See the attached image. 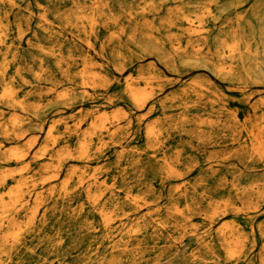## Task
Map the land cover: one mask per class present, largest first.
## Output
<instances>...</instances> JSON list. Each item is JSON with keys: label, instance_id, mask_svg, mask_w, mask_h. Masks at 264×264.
<instances>
[{"label": "rangeland", "instance_id": "1", "mask_svg": "<svg viewBox=\"0 0 264 264\" xmlns=\"http://www.w3.org/2000/svg\"><path fill=\"white\" fill-rule=\"evenodd\" d=\"M96 1L0 0L2 32L5 33V41L0 45V63L5 64L6 69L0 78V94L6 84H11L17 88L19 99L38 105L34 110H22L15 108L11 99L0 100V144L4 150L19 147L28 152L23 165L31 166L24 176L29 180L44 164L53 161L56 165L46 175L60 171V176L54 178L50 185L32 186L36 183L31 181V186L25 187L28 205L36 213L34 222L21 231L13 248L7 246L4 252H0L1 264H19L21 260L24 264H260L256 256L264 243L258 228L264 222V193L260 198V212L248 209L238 201L241 210L235 220L243 233L242 254L239 257H230L221 250L219 241L213 251L201 250L198 239L216 233L217 228L232 216L222 219V210L213 218L193 215L192 221L187 224L189 226H185L186 221L182 218L167 219L154 214L158 208L169 206L168 196L173 187H184V184L194 182L201 171L196 169L182 177L165 176L162 186V178L150 169L156 160L151 158L152 150L148 149L146 129L166 112L182 118H191L200 113L205 118L214 116L224 121L237 119L242 126L253 114L256 105L258 115L264 117V83L246 80L245 77L233 80L220 77L205 67L200 58L182 57L180 51L174 49L168 52L160 50L162 56H167L168 64L155 55H147L136 64L134 70H130V61L143 53L140 38L134 32L135 23L152 17L149 14L134 15L132 11L138 10L146 0H102L99 11L103 13V18L111 17L117 24L112 32L103 25L97 26L94 31L98 36L96 39L87 21L82 26V29H86L82 34L87 36V40H83L74 25L79 15L77 13L89 16L95 10ZM220 1L221 4L225 3V0ZM184 5L194 6L189 0H185ZM210 6L213 13L205 14L202 20L195 18V28L204 31L205 27L220 25L225 18L224 11L217 9L215 2ZM40 19L50 32L41 30L38 26ZM119 31H122L121 39L107 46V39ZM194 44L198 45L197 42ZM13 46L21 48L24 53L17 64L11 62L13 56L8 53ZM56 47H61L63 57L72 63L73 74L80 73L86 66L85 61L90 60V68L101 75L102 83L109 88L95 91L66 80L62 64L59 63L63 57L58 56ZM103 48L106 50L103 51ZM212 50L215 48L212 47ZM32 52L37 55L32 57ZM209 52L207 47L202 50L203 55ZM18 66L21 69L17 73ZM234 68L241 71V63ZM151 69L156 72V77L148 85L141 81V85L154 94V99L144 108H139L136 102L126 98L128 96L117 88L115 82L118 79L126 81L131 71L137 77L139 70L147 75ZM223 73L228 75L230 69H224ZM50 75L53 79H49ZM64 92H68L70 101L75 103L74 108L68 105L70 101L59 97ZM118 111V117L107 123L105 121L99 134L89 138L85 149L80 151L79 135L89 129L96 116L94 113L105 112L113 116ZM54 123L56 126L51 131V124ZM3 124L10 125L11 133L15 131L21 140L11 141L10 133L5 132ZM118 129H125L124 133L132 138L128 148L142 151V163L147 168L145 174L140 168H129L126 160L115 165L120 161L121 150L118 144L120 138L115 134ZM247 132L248 128L242 129L243 135H247ZM208 133L212 141L218 140L217 135L210 133L206 127L201 132H193L190 124H167L158 141L164 142L166 149L177 148L181 151V161L177 163L179 172L198 163L202 164L205 172H211L213 179L226 178L231 181L237 176L241 190L248 188L252 193L261 191L264 181L253 183L251 172L243 162L227 160L222 168L212 158L227 147L211 144L212 141L204 142ZM49 137L55 154L59 155L67 146L69 152L59 156V159H53L48 153L34 163L31 161L33 155L39 152ZM234 148V145L229 147ZM80 153L89 158H79ZM96 156L102 157L96 160ZM21 167L14 161L0 163L3 170L16 171ZM225 167L236 168L231 171ZM70 171V182L63 192L61 188ZM257 174H264V169ZM143 180L151 182L157 194L148 191L141 184ZM9 183L14 184L11 178ZM52 187H55L56 196L48 193ZM41 193L43 195L38 199ZM227 194V191L222 193ZM141 197L143 201L139 200ZM189 202L179 199L182 208ZM201 205L206 207L207 201H202ZM102 211L107 218L106 225ZM23 214L25 211L20 210L16 216L22 218ZM250 221L254 223L253 231ZM3 222L7 225V219H3ZM150 224L162 226L163 231L152 233L149 228V232L136 238L135 229ZM6 225L0 226V240L7 231ZM190 225L197 227L195 231ZM144 237L143 246L138 247L137 242ZM123 238H126L124 243H128V248L115 252L114 246L123 244ZM113 256L117 261H112Z\"/></svg>", "mask_w": 264, "mask_h": 264}, {"label": "bare ground", "instance_id": "2", "mask_svg": "<svg viewBox=\"0 0 264 264\" xmlns=\"http://www.w3.org/2000/svg\"><path fill=\"white\" fill-rule=\"evenodd\" d=\"M189 1L194 6L186 7L184 5L185 0H146L145 3L140 5L138 10L132 11L134 15L139 14L144 16L149 14L152 17L145 18L143 20L141 19L135 23L134 32L140 38V50L143 53L139 54L135 59L130 61V70H132L138 62H142L144 60V56L147 55H155L168 64L167 56H162L160 50L168 52L171 51V49H174L176 51H180V56L182 57L200 58V62L205 67L210 68L220 77L228 78L230 80L245 77L246 80L264 83V2L259 3L258 0H225V3L221 4L220 0ZM96 2L95 10L89 16H85L81 12L77 13L79 15H77V22H75L74 25L77 28L78 36L83 40H87V36L82 34L83 31H86V29H82L84 28L82 26L85 25L87 21H89L91 25L90 32L92 33H94L96 27L99 25H103L110 30V32H112L114 26L117 24V22L111 17L108 19L103 18V13L99 11L103 1L97 0ZM212 2L217 4V9L224 11L225 18L221 20L220 25L217 26L216 24L213 28L205 27L204 31L195 28V18L202 20L205 14L213 13L210 6ZM38 26L41 30L50 32L45 26L43 19L39 20ZM2 27L3 22L0 18V45L5 41V33L2 32ZM121 33L122 31H119V33H113V35L107 39V46H111L113 43L118 42L121 39ZM94 35L96 34L94 33ZM194 35H196L195 39ZM133 37L134 39L137 38L135 36ZM97 38L98 36L96 35V39ZM194 42H197L198 45L195 46ZM102 43H104V41ZM205 47H207L210 52L203 55L202 50ZM212 47H214L215 50H212ZM56 49L59 52L58 56L63 57V49L61 47H56ZM104 50H106V48H103V51ZM8 53L13 56L11 62L14 64H17L19 62V58L24 55L21 48L16 46H13ZM32 53V57L37 55L36 52ZM52 54H54V52H52ZM71 54L72 51H70V55ZM59 61V63L62 64V71L66 80L82 85L84 88L91 87L95 91H101L102 88L107 90L109 88V86L102 83L103 78L101 75L97 71L90 68V60H86L85 68L80 73L76 74L72 73V63L69 60L63 57ZM238 63H241V71L234 68ZM226 68L230 69V73L228 75L223 73V70ZM20 69L21 66H18L17 73ZM5 71V64L0 63V78H2L5 74ZM134 76L135 75L131 71L128 77H126V81L118 79L115 84L118 85L117 88H119L121 92L128 96L126 98L136 102L139 108H144L154 99V94L142 87L141 81H145L146 85H148V83L156 77V72L151 69L146 75L145 72L139 70L137 77ZM48 77H50L49 79H53L51 75ZM125 83L128 85H125ZM17 96V88L11 84H6L3 93L0 94V100L11 99L12 105L15 108H20L22 110H27L29 108L34 110L37 108V104H29L26 99H19ZM59 97L70 101L68 92L61 93ZM68 105L71 108L75 107V103L71 101ZM97 113L98 112L94 113L96 116H94L89 129L79 135L78 147L80 151L85 149L87 143L89 142V138L99 134L105 121L106 123L107 121H113L118 117V114H120L119 111L113 116L105 112ZM15 121L16 119H14V127L16 126ZM177 123H180L181 125L190 124L193 132H201V129L206 127V129H209L210 133L216 134L218 140L212 141V137L208 133V136L203 139V141H212L210 142L211 144L227 148L212 156V158H214V160H216L222 168L226 165L225 162L227 160H237L243 162L245 167L251 172L253 183L260 184L264 181V174H257V172L264 169V117L258 115L257 105L253 107V114L242 126L239 125V121H237V119H227L224 121L214 116L205 118L200 113H197L191 118H182L181 116L172 115L166 112L161 119L150 123L146 129L148 149L152 150L151 158L156 160V163H154V166L150 169L162 178V186L164 185L166 179L165 176L167 178L169 176L182 177L188 175L196 169L201 171V175L194 182H188L184 184V187H178V185L173 187L168 196L169 206L165 209L158 208L154 214L160 216V218H182L186 221L184 225L189 226L187 224L192 221L193 215L213 218L215 215L219 214L220 210H222L223 213L220 214L222 219L229 215L232 216V219L226 220L225 223H222L217 228L216 233H210L209 236L207 235L204 238L198 239L200 242V249L203 251H213L219 241V247L221 250L226 251L230 257L237 258L242 254L241 239L243 234L235 220L241 210L239 208L238 201L244 204L248 209L260 212V198L264 193V184L262 190L258 193H252V191L248 188L241 190L239 178L237 176L231 181L226 178L213 179L211 172H205L202 164L198 163H196L195 166H191L189 168L187 167L186 170L179 172L177 169V163L181 161V151L177 148L166 149L165 143H159L158 141L160 133L167 124ZM9 126L10 125L8 124H3L2 126L7 134L10 133L9 139L13 142L20 141V135H18L15 131L11 133ZM55 126L56 123L51 124L50 130L52 131ZM245 127L246 129L248 128L247 135H243L242 133V129ZM124 131L123 129H118L115 132V134L120 138L118 144L121 149L119 152L120 161L115 165L121 163L122 160H126L129 164V168L134 170L140 168L141 172L145 174L147 168L145 166L146 164L142 163V151L137 148H128L131 144L132 138L127 135V133L125 134ZM230 145H234L236 148L229 149ZM68 150L69 147L67 146L61 151V153H59V155L55 154L49 137L39 152L33 155L31 161L36 163L41 157L47 155L48 153L53 156V159H59V156L67 154L69 152ZM27 154V151H22L19 147L12 150H4L0 144V163H4L5 161H14L16 164L22 165V167L16 171L0 169V219H7V225L3 222V219L0 220V226L6 225L7 227L5 235H3L0 240V252H4V248L7 246L13 248L21 235V231L30 227V225L34 222L35 212L34 209L30 208L28 205L29 200L26 197L25 187H27L31 181L36 183L31 184L32 186L40 184L50 185L53 183L54 178L60 176V171L56 174L53 173V175H46L51 168H54L55 162L53 161L44 164L40 169H38V171L34 172L30 177V180L29 177H24L25 172L31 168L30 165H23ZM86 154L80 153L78 154V157L88 159L89 157ZM101 157L102 156H96L95 159L100 160ZM213 167L214 166H212L211 169ZM235 168L236 167H225V169L231 171H234ZM71 173V171L67 173L65 184L63 188H61L63 192L67 184L70 182L69 179L71 177ZM9 178H11L14 182L13 185L9 183ZM141 184H144L148 191L157 194L156 190L151 185V182L143 180ZM200 191H202V193L198 194ZM224 191L228 192L226 196L222 195ZM48 193L51 196H56L55 187H52ZM42 195L43 193L39 194L38 199H40ZM93 199L95 200V197ZM142 199V197L139 198V200ZM179 199H184L186 201L190 200V202L186 207L182 208L179 204ZM202 201H207L206 207L201 205ZM36 209H38V207ZM20 210H24L25 214H23L22 218H17L16 214L19 213ZM102 215L104 221L103 223L106 225L107 218L104 211H102ZM249 225L253 231L254 223L250 221ZM190 226L194 229V231L197 228L195 225ZM149 228L152 230V233L163 231V227H160L159 225L156 226L150 224L145 227L141 226L134 231L136 233V238H138L141 234L149 232ZM258 228L264 240V222L261 223ZM129 232H132V230ZM125 239L126 238H123V244H117L114 246L115 252L128 248V243H124ZM144 241L145 237L140 239L137 242L138 247H142ZM256 257L259 259L260 264H264V243ZM112 261H117V258H114L113 256ZM19 264H24V261L21 260Z\"/></svg>", "mask_w": 264, "mask_h": 264}]
</instances>
